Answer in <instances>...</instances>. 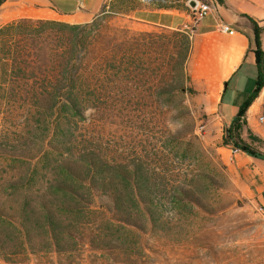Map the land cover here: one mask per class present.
Masks as SVG:
<instances>
[{
    "label": "rangeland",
    "instance_id": "374dc122",
    "mask_svg": "<svg viewBox=\"0 0 264 264\" xmlns=\"http://www.w3.org/2000/svg\"><path fill=\"white\" fill-rule=\"evenodd\" d=\"M114 1L116 9L135 4ZM99 14L106 62L102 65L93 51L82 72L95 84L105 82L100 106L75 113L46 110L32 106L29 87L19 90L14 83L8 94L0 86V206L15 198L6 191L11 182H28L37 172L32 191H38L61 174L62 163L79 167L92 157L107 165L108 192L97 191L88 204V229L109 242L102 243L107 250H88L81 264H264L262 206L239 191L219 145L206 135L200 92L181 62L187 34ZM46 37L29 41L32 62L24 66L25 74L62 72L63 66L51 61L61 51L54 28L46 30ZM3 54L0 48L1 78ZM40 99L47 104L48 99ZM120 171L131 183L119 180ZM135 177L140 183H134ZM136 186L154 201L138 199L131 214L135 226L121 220L115 196L126 197ZM121 241L134 253L120 255ZM29 264L58 263L52 255Z\"/></svg>",
    "mask_w": 264,
    "mask_h": 264
},
{
    "label": "trees",
    "instance_id": "16d2710c",
    "mask_svg": "<svg viewBox=\"0 0 264 264\" xmlns=\"http://www.w3.org/2000/svg\"><path fill=\"white\" fill-rule=\"evenodd\" d=\"M5 1L0 0V5ZM219 1L223 2V0ZM125 10L127 8L116 9L113 3L109 9L105 6L102 13L118 14ZM99 17L100 14L90 22L79 24L52 20L38 21L41 26L36 30L25 29L24 27L29 24L27 21L2 27L0 48L4 53L2 57L4 76L0 77V86L4 87L8 94L14 90L12 87L14 83L19 90L29 87L35 99L32 106L44 107L46 110L75 113L100 106L98 101L106 97L105 82L95 84L82 72L90 64L89 56L93 51L97 52L96 57L102 65L106 62L105 56H101L105 54L100 40L102 25L100 20L103 18L99 19ZM250 20L256 33L257 84L240 106L237 114L224 121L222 143L264 160V150L260 148H264V139L254 135L250 130H248L249 141L243 137L247 125V112L264 87L262 29L253 18L250 17ZM50 27L55 30L57 48L61 49L56 52L55 57H51V61L63 66L60 69L62 72L59 75L29 76L25 74L24 68L32 62L28 59V56H31L29 41L37 38L46 41L48 37L44 38V33ZM99 44L100 48L96 50ZM188 54L189 43L185 47L182 65ZM10 61L12 64L9 63ZM112 66L120 69L119 65ZM40 96L48 99L47 104L41 105ZM106 167L104 162L101 165L92 157H88L79 167L64 162L61 164V174L46 188L38 191H32V182L36 180L37 172L28 182L22 179L11 182L6 191H10L11 196L15 198L5 200L0 206V260L5 264H29L33 259L56 255L58 264H81L88 250H107L108 246L102 244L109 242L107 238L93 235L88 229L90 223L88 204L92 202L97 191L108 192ZM137 171L133 173L138 175ZM118 178L123 182L131 183L123 171H120ZM134 183H140L137 177ZM115 197L117 210L122 214L121 220L135 226L137 224L131 220V214L139 206L138 199H149L151 203L154 201L152 194L143 195L140 189L138 192L137 186L136 191L133 188L126 197L119 193ZM125 199L128 204L122 202ZM118 248L122 256L134 253L132 246L124 241L118 243ZM117 261L122 262V260Z\"/></svg>",
    "mask_w": 264,
    "mask_h": 264
},
{
    "label": "crops",
    "instance_id": "0c3cea01",
    "mask_svg": "<svg viewBox=\"0 0 264 264\" xmlns=\"http://www.w3.org/2000/svg\"><path fill=\"white\" fill-rule=\"evenodd\" d=\"M133 1L134 5L118 15L133 18L145 28L187 34L190 47L185 65L203 101L206 135L219 145L223 161L238 178L239 191L264 207V160L221 144L224 121L237 114L256 88V33L250 17L262 29L264 51V0H209L210 11L197 23L193 22L189 0H164L161 4ZM113 3L114 0H6L0 5V29L25 21L34 30L41 26L38 21L43 20L87 23ZM224 24L233 28L234 33L223 31ZM263 113L264 87L247 112L243 132L246 140L249 141L248 130L264 139V123L259 122Z\"/></svg>",
    "mask_w": 264,
    "mask_h": 264
},
{
    "label": "built area",
    "instance_id": "2783aa9c",
    "mask_svg": "<svg viewBox=\"0 0 264 264\" xmlns=\"http://www.w3.org/2000/svg\"><path fill=\"white\" fill-rule=\"evenodd\" d=\"M146 2L149 3H157V2H162L164 0H145ZM198 1V6L196 9H193V22L197 23L203 16H205L211 9V6L209 3L197 0ZM223 31L228 32V33H234V29L231 28L229 25L224 24L222 26ZM259 122L264 123V113L259 116ZM261 210L264 212V207H261Z\"/></svg>",
    "mask_w": 264,
    "mask_h": 264
},
{
    "label": "water",
    "instance_id": "95a60500",
    "mask_svg": "<svg viewBox=\"0 0 264 264\" xmlns=\"http://www.w3.org/2000/svg\"><path fill=\"white\" fill-rule=\"evenodd\" d=\"M189 5L193 8L196 9L198 6V1L197 0H189Z\"/></svg>",
    "mask_w": 264,
    "mask_h": 264
}]
</instances>
